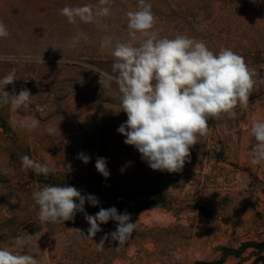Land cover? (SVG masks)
Segmentation results:
<instances>
[{
  "label": "rangeland",
  "instance_id": "obj_1",
  "mask_svg": "<svg viewBox=\"0 0 264 264\" xmlns=\"http://www.w3.org/2000/svg\"><path fill=\"white\" fill-rule=\"evenodd\" d=\"M145 2L158 39L184 35L214 54L231 49L245 59L256 81L247 105L238 104L235 117H210L180 172L153 170L117 131L127 115L115 80L105 83L117 75L116 44L139 46L147 38L138 33L132 40L127 28V13L139 10V0H0V22L9 32L0 38V79L13 70L16 77L4 91L33 95L17 107L11 97L5 101L0 85V248L11 249L13 237L24 236L30 244L16 251L38 264H196L219 260L222 248L264 239V163H250L251 122L264 121V0ZM86 5L93 12L89 22L70 23L60 14ZM105 7L109 14H99ZM81 152L90 157L87 164ZM23 155L52 171L22 168ZM98 157L106 158L108 178L95 168ZM45 185L93 195L97 207L129 213L136 227L119 244L105 239L116 230L113 220L92 237L84 213L64 223L41 222L32 194ZM89 206L86 201L85 212L95 215ZM252 252L224 264H252Z\"/></svg>",
  "mask_w": 264,
  "mask_h": 264
},
{
  "label": "clouds",
  "instance_id": "obj_2",
  "mask_svg": "<svg viewBox=\"0 0 264 264\" xmlns=\"http://www.w3.org/2000/svg\"><path fill=\"white\" fill-rule=\"evenodd\" d=\"M105 2L100 0L101 4ZM139 5V10L127 13V28L132 40L138 33L147 38L139 46H133L131 42L116 44L112 52L115 58L112 68L117 75L107 76L105 83L115 80L119 87L120 108L126 113L127 120L117 131L126 137L124 143L133 146L151 169L180 172L190 157V149L199 137L207 134L208 119L219 118L222 114L235 117V107L247 105L256 83L253 79L255 70L231 49H221L214 54L203 41L184 35L158 39L151 31L155 25L151 5L145 0H139ZM60 14L70 23L77 17L84 22L93 19L88 5L66 6ZM99 14L108 15L109 9L105 7ZM8 35L7 26L0 22V38ZM15 80V70L0 79L3 97L5 101L11 97L17 107L27 106L33 96L29 90L23 89L12 95L4 91ZM37 124L33 121L32 126ZM47 131L55 134L57 129L50 127ZM250 134L254 138L250 163L260 165L264 163V121L253 119ZM78 158L85 164L90 160L83 152ZM20 160L22 168L32 169L37 174L48 175L52 171L49 166L27 155L21 156ZM95 168L105 178L110 176L106 158L98 157ZM32 195L39 206L38 219L41 222L64 223L73 220L76 213H84L90 225L88 235L92 237L102 230L101 224L113 220L117 222L116 230L106 234L105 239L110 235L119 244H123L136 227L129 213H118L115 207L101 208L95 215H88L85 202L96 206L98 199L90 194L82 195L73 186L45 185ZM29 244L27 237H13L11 249L0 248V264H38L34 256L16 251ZM103 245V240L98 243L101 248Z\"/></svg>",
  "mask_w": 264,
  "mask_h": 264
},
{
  "label": "trees",
  "instance_id": "obj_3",
  "mask_svg": "<svg viewBox=\"0 0 264 264\" xmlns=\"http://www.w3.org/2000/svg\"><path fill=\"white\" fill-rule=\"evenodd\" d=\"M123 197L121 196H116L115 197V202L116 203H121L123 201ZM123 203V202H122ZM89 212L92 213H97L100 208L97 206H89L87 208ZM248 249H253V252L251 256L255 257V260L252 264H259V263H264V239L260 242H249L243 244L238 250L234 249H229V248H222V256L219 260L215 261H203V262H197L196 264H224L225 261L230 257L234 256L236 258H241L244 252Z\"/></svg>",
  "mask_w": 264,
  "mask_h": 264
}]
</instances>
